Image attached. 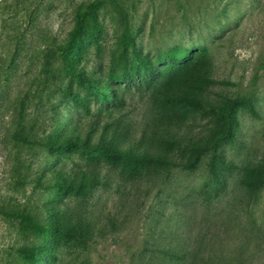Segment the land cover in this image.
I'll list each match as a JSON object with an SVG mask.
<instances>
[{
	"label": "rangeland",
	"instance_id": "374dc122",
	"mask_svg": "<svg viewBox=\"0 0 264 264\" xmlns=\"http://www.w3.org/2000/svg\"><path fill=\"white\" fill-rule=\"evenodd\" d=\"M90 1L0 0V209L34 213L48 203L70 216L74 232L54 242L0 214V264H171L162 248L185 240L183 264L237 255L264 264V187L240 180L243 166L264 164V0H98L72 45L83 56L67 66L77 11ZM201 50L215 80L206 93L250 92L258 112L238 109L236 140L219 147L237 167L221 171L220 185L204 167L134 174L99 151L60 155L25 141L47 111L82 128L106 122V133L185 159L184 146L161 140L159 105L171 70ZM107 86L113 97L104 100ZM185 112L192 135L201 134L208 114ZM51 121L43 127L55 129ZM52 167L76 181L88 172L97 179L57 194L37 182ZM22 247L39 248L38 262L21 257Z\"/></svg>",
	"mask_w": 264,
	"mask_h": 264
},
{
	"label": "trees",
	"instance_id": "16d2710c",
	"mask_svg": "<svg viewBox=\"0 0 264 264\" xmlns=\"http://www.w3.org/2000/svg\"><path fill=\"white\" fill-rule=\"evenodd\" d=\"M109 1L117 2V0ZM97 6L98 0H92L86 4L83 10L77 11L76 23L70 31V37L65 46L69 50L65 59L67 66L78 62L83 56L74 51L72 45L87 30L90 22L95 19L94 9ZM123 43L125 44L126 41ZM171 71L173 81L170 90L163 95L159 105L162 116H165L159 133L166 147L184 146L188 150V156L185 159H173L161 152L147 149L126 133L114 131L106 133V122L100 125V130L94 127L82 128L70 121L56 120V118L50 117L47 111L42 113L39 127L24 139L28 145H41L48 151L60 155L72 150H83L89 153L99 151L106 159L124 164L128 171L134 174L141 173L149 166L158 167L162 171H166L172 166L185 170L204 167L215 184L220 185L221 171L237 167L224 158L219 147L225 142L236 140L239 122L238 109L247 108L251 115L258 116L251 101V93L244 96H225L222 99L208 95L206 90L215 80L211 77L210 61L204 50L198 51L184 64L176 66ZM100 88L103 90L104 100H108L109 96L113 97L109 86L105 87L106 89ZM189 110L203 111L209 116L199 135H192L191 129L186 125L185 111ZM50 119L55 126L53 130L43 127L45 122ZM90 178L97 179V175L92 172L81 173L76 181L73 177H69L67 172L52 167L39 174L37 182L45 189L61 194L77 188L78 184L75 182L82 183L84 179L90 180ZM240 180L246 188L262 189L264 187V164L243 166ZM0 214L17 220L36 235L54 242H58L61 236L74 233L70 216L62 209L48 203H39L38 209L34 213L0 209ZM77 237L84 238L85 241L88 239V236L85 235ZM188 245L189 242L186 243L185 240L180 246L162 248L163 256L171 264H183L189 255ZM40 252L39 248L30 247H22L19 250L21 257L35 262H38ZM205 263L244 264V258L240 255L231 258L218 257L207 259Z\"/></svg>",
	"mask_w": 264,
	"mask_h": 264
}]
</instances>
